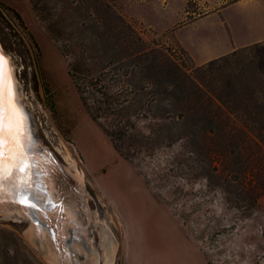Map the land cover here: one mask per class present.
<instances>
[{
	"label": "rangeland",
	"instance_id": "obj_1",
	"mask_svg": "<svg viewBox=\"0 0 264 264\" xmlns=\"http://www.w3.org/2000/svg\"><path fill=\"white\" fill-rule=\"evenodd\" d=\"M104 1L113 4L141 46L162 49L190 74L198 65L183 52L174 32L222 4ZM83 10L80 0H0V45L11 61L35 154L45 159L49 152L58 163L47 176L54 198L36 188L45 175L34 168L31 183L42 194L38 209L0 201V264H50L48 243L39 233L31 239L26 233L31 224L48 231L63 264L92 256L89 264H104L106 228L116 241L112 264H264V80L253 60L254 49L246 48L218 66L227 83L219 76L211 83L229 85L226 109L238 116L240 124L232 129L244 137L238 145L224 141L218 147L222 157L204 155L199 140L191 145L192 153L184 141L165 146L151 140L152 150L137 154L132 165L84 108L47 29L55 23L63 45L71 32L76 49L74 41L86 29L80 23ZM145 95L148 89L138 97ZM162 97L167 104L169 98ZM140 100L123 112L146 131L148 119L141 114L136 118L143 107ZM65 147L85 172L81 183L73 177ZM251 186L257 190L255 200ZM61 204L70 220H65ZM49 212H57L52 221L62 218L65 224L60 235L54 233ZM61 240L62 255L57 247Z\"/></svg>",
	"mask_w": 264,
	"mask_h": 264
},
{
	"label": "trees",
	"instance_id": "obj_2",
	"mask_svg": "<svg viewBox=\"0 0 264 264\" xmlns=\"http://www.w3.org/2000/svg\"><path fill=\"white\" fill-rule=\"evenodd\" d=\"M80 7L84 9L80 23L86 29L79 31L77 42L74 41L76 49L71 46V32L68 33L69 43L63 45L55 23L47 29L58 53L66 61L67 74L84 108L125 160L136 165L137 154L152 150L153 145H148L151 140L165 146L184 141L191 153V148L195 149L191 145L199 140L204 155L213 152L221 156L218 147L224 141L238 145L243 140L244 137L232 129L240 124L238 116L226 109L229 85L212 87L211 83L214 76L227 83L218 66L246 48L254 49L253 60L264 80V42L208 60L190 74L162 49L147 48L145 43L141 46L129 33L130 25L110 1L80 0ZM13 12L20 19L19 14ZM115 88L119 90L114 91ZM147 89L149 95L138 97L139 92ZM162 96L169 98L167 104L161 103ZM139 99L143 107L142 111H137L136 118L148 119L147 132L138 129L132 117L123 112ZM101 118L109 120L108 124L102 123ZM251 187L255 200L257 190Z\"/></svg>",
	"mask_w": 264,
	"mask_h": 264
},
{
	"label": "crops",
	"instance_id": "obj_3",
	"mask_svg": "<svg viewBox=\"0 0 264 264\" xmlns=\"http://www.w3.org/2000/svg\"><path fill=\"white\" fill-rule=\"evenodd\" d=\"M216 16V19H212ZM206 26L205 29H201ZM175 40L199 65L236 49L264 41V0H222L207 15L174 32Z\"/></svg>",
	"mask_w": 264,
	"mask_h": 264
},
{
	"label": "snow or ice",
	"instance_id": "obj_4",
	"mask_svg": "<svg viewBox=\"0 0 264 264\" xmlns=\"http://www.w3.org/2000/svg\"><path fill=\"white\" fill-rule=\"evenodd\" d=\"M10 63L0 51V194L5 191L4 184L11 183L13 190L8 195L13 202L38 209L41 192L34 189L30 179L38 161L34 159L33 137L25 126L26 116L19 104Z\"/></svg>",
	"mask_w": 264,
	"mask_h": 264
},
{
	"label": "bare ground",
	"instance_id": "obj_5",
	"mask_svg": "<svg viewBox=\"0 0 264 264\" xmlns=\"http://www.w3.org/2000/svg\"><path fill=\"white\" fill-rule=\"evenodd\" d=\"M9 68L13 72L12 66L9 65ZM14 78L16 79L15 75H14ZM16 88H17V95H18V99H19V104L22 106V109H23V112H24V104L21 101V98L22 97H21L20 92L18 91L17 83H16ZM24 114H25V112H24ZM25 116H26V114H25ZM25 126L28 129L27 116H26V124H25ZM28 131H29V129H28ZM44 150H45V152H47L45 148H44ZM45 156H46V158L45 159H42L43 157H41L39 154H35L34 155V159L36 161H38V167L37 168L39 169V171L42 170L43 173H44V175H45L41 179V181L38 182V183H35V185H37L36 188L40 187L41 188V191H42V188L45 187V189L49 193L48 195L49 196H52L54 198V196L52 194V187H53V185L51 183L50 178L48 177L49 179H47V176L50 175V173L52 172L51 170H53L55 167L58 166V163L55 162L56 158H55V160H53V157H52V155L49 152L46 153ZM65 158L68 161L69 166H71L72 169H73V173H74L73 174V177H74V179L77 182L81 183L83 181V177L85 176L84 175L85 172H84L83 168H81V167L78 166L77 160L72 156V152L70 151V149H68V147H65ZM33 173H36V171H35L34 168L32 170V174ZM30 179H31V181L33 180L32 175H31V178ZM4 189H5V191L2 194H0V195L3 196V199H0V201L5 200V202L7 201L8 203L9 202H12L11 197L8 195L13 190L12 184L6 182L4 184ZM13 206L15 208L17 207V205H15V204H13ZM5 208H7L6 205H5ZM60 208L62 209V213L64 214L65 220H70L68 218H71L72 215L66 210V208L62 204H61ZM22 209L24 211H26L25 208L22 207ZM56 213L57 212H55V213L49 212L48 213V220H49V222L53 223L52 225H53L54 233L57 234V235H60L61 233L64 232L63 227H64L65 224L61 220L62 218H60L58 221L57 220L56 221H52L54 219L53 218V215L56 214ZM61 229H62V231H61ZM106 229L108 231L106 233V236H107L109 242L104 247V264H112L113 258H114V254L116 252V241H115V239H114V237H113V235L111 233V229L110 230H109V228H106ZM35 232L37 234L39 233L38 235L41 237L40 239L42 241H44L45 243H48V246H49L48 252L49 253H48L47 257L49 259L50 264H63L59 260L58 254H57V252H56V250L54 248V245H53V241L48 237V234H49L48 231L47 230H42L41 228L39 230H37V227L35 225H33V224H31L28 227V229L26 230V233L29 235L30 239L35 234ZM78 251H80V248L79 247H76L75 248V252H78ZM88 258H90V257H88ZM93 259H94L93 256L90 259H84V261H79L78 259H76V264H89V260L91 262V261H93Z\"/></svg>",
	"mask_w": 264,
	"mask_h": 264
},
{
	"label": "water",
	"instance_id": "obj_6",
	"mask_svg": "<svg viewBox=\"0 0 264 264\" xmlns=\"http://www.w3.org/2000/svg\"><path fill=\"white\" fill-rule=\"evenodd\" d=\"M0 51H3V52H5L3 49H2V46L0 45ZM7 57H8V55H6ZM42 190L43 191H45V193L47 194V196H49L48 194V191L45 189V187L44 188H42ZM47 201H49V199H47ZM16 205L18 206L19 204L18 203H16ZM60 205V204H59ZM62 240H61V243H60V245H57V247H58V249H59V252L61 253V254H63V252L61 251V247H62Z\"/></svg>",
	"mask_w": 264,
	"mask_h": 264
}]
</instances>
